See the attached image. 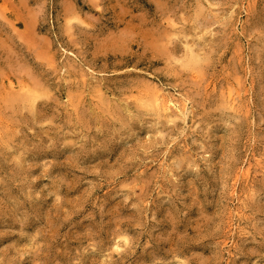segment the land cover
<instances>
[{"label": "rangeland", "instance_id": "rangeland-1", "mask_svg": "<svg viewBox=\"0 0 264 264\" xmlns=\"http://www.w3.org/2000/svg\"><path fill=\"white\" fill-rule=\"evenodd\" d=\"M0 264H264V0H0Z\"/></svg>", "mask_w": 264, "mask_h": 264}, {"label": "bare ground", "instance_id": "bare-ground-1", "mask_svg": "<svg viewBox=\"0 0 264 264\" xmlns=\"http://www.w3.org/2000/svg\"><path fill=\"white\" fill-rule=\"evenodd\" d=\"M190 50V49H189ZM188 50V51H189ZM191 53H190V55L188 56V58H189V60L190 61H193V60H196V59H198V55L196 54V53H194L193 52V50L192 51H190ZM197 61V60H196ZM194 63H195V61H194ZM12 88V86H11V84H10V89ZM33 97V96H32ZM161 96H159V95H157V94H154L153 95V97H152V102L154 103V104H158V102H159V98H160Z\"/></svg>", "mask_w": 264, "mask_h": 264}]
</instances>
